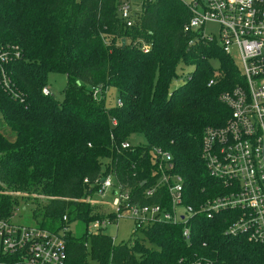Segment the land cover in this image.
Listing matches in <instances>:
<instances>
[{"label":"trees","instance_id":"trees-1","mask_svg":"<svg viewBox=\"0 0 264 264\" xmlns=\"http://www.w3.org/2000/svg\"><path fill=\"white\" fill-rule=\"evenodd\" d=\"M123 2L0 0V51L8 57L0 65V185L45 199L32 198L28 225L69 229L65 264H87L89 255L97 264H264L261 244L231 234L233 211L202 209L224 193L205 165L202 137L227 121L220 94L242 84V72L216 38L188 28L181 0H141L132 26L121 17ZM51 72L67 76L62 102L43 92ZM110 88L121 105L107 107ZM135 135L145 142L122 149ZM158 149L174 164L164 173L183 179L181 207L193 208L189 239L181 221L156 215L135 222L129 242L101 230L74 235L73 223L116 221L88 201L102 177L116 181L114 192L121 185L132 206L171 209ZM19 204V196L0 197V218L12 219ZM0 264L26 263L5 253Z\"/></svg>","mask_w":264,"mask_h":264},{"label":"built area","instance_id":"built-area-1","mask_svg":"<svg viewBox=\"0 0 264 264\" xmlns=\"http://www.w3.org/2000/svg\"><path fill=\"white\" fill-rule=\"evenodd\" d=\"M181 1L191 15L188 28L201 29L202 35L211 40L214 36L205 32V25L207 22L218 23L222 49L230 56L231 48L236 49L243 64L242 84H236L231 90L220 94V100L230 109V116L222 126L207 127L202 137L205 165L224 190L222 195L207 202L202 209L208 216L213 211H233L236 217L231 234L246 235L248 240L264 247V0ZM134 9L136 7L132 8L131 0H124L120 7L121 17L128 26L133 25ZM7 58V54L0 51V65ZM213 83L210 81L209 84ZM43 92L50 94L48 87ZM117 102L121 105L120 100ZM131 147L128 141L121 143L122 149ZM158 154L166 162V165L159 163L158 166V172L162 174L159 184L168 189L171 209L160 205L132 206L128 192L120 185L115 186L112 212L116 221L130 218L142 224L148 219L146 215L151 218L156 215L158 220L171 223L181 221L184 224V238L189 239L191 229L188 220L193 208L183 206L185 213L179 218L175 214V210L182 206L183 179L179 175L165 174L164 168L172 170L174 164L168 162L171 159L168 153L158 149ZM113 181L110 176L105 177L103 183L99 181L97 194L103 196L112 189ZM155 190L156 185L149 187L146 194L152 196ZM90 200L92 202L89 197ZM105 221L107 219L95 221L92 226L99 228ZM67 230L66 227L61 232H52L39 226L0 218V254H19L26 264H65Z\"/></svg>","mask_w":264,"mask_h":264},{"label":"rangeland","instance_id":"rangeland-1","mask_svg":"<svg viewBox=\"0 0 264 264\" xmlns=\"http://www.w3.org/2000/svg\"><path fill=\"white\" fill-rule=\"evenodd\" d=\"M141 0H131V6L132 8L138 7V4ZM205 32L208 34H211L219 40V33H220V27L218 23L215 22H207L205 25ZM221 44L220 42H218ZM231 57L233 58V61L235 63L236 68L242 72L243 71V64L240 57L239 52L231 48ZM212 64L214 68H219L220 61L218 59L213 60ZM193 68V67H192ZM67 84V76L64 73H56L51 72L49 73L48 80H47V87L50 90V93L60 102L64 99V89ZM118 99V92L110 88L106 92V105L109 108L115 107L117 104ZM1 121V117H0ZM132 145H139L145 142V139L142 135H135L130 139ZM114 185H116V181H113ZM4 196H19L20 197V204L18 208L15 210L14 215L12 216V220L14 223L18 224H32V211L36 208V205H34L31 200L34 197L35 199L45 201V199L41 196H38L37 194H26L21 193L18 191H9L2 185H0V197ZM115 192L112 189L107 190L103 196H100L95 191L92 195V202L91 200L88 201L93 204H100L102 207L107 209L108 213H112V208L114 205L115 200ZM185 213V209L183 207H178L175 210L176 216L179 218ZM136 228V223L134 222V219L130 218H121L119 221H113L109 222L108 220L105 221L103 224L101 223L99 228H94L91 224L86 227L83 223H73L70 226V230L72 233L76 236H81L83 233L90 232V233H96L99 232V230L102 231L104 234H108L113 237L114 241L116 243L118 242H129L130 237L133 233V230ZM87 264H97L95 262L91 255L87 257Z\"/></svg>","mask_w":264,"mask_h":264},{"label":"water","instance_id":"water-1","mask_svg":"<svg viewBox=\"0 0 264 264\" xmlns=\"http://www.w3.org/2000/svg\"><path fill=\"white\" fill-rule=\"evenodd\" d=\"M126 42V40L123 39L122 43L124 44ZM105 181V177H102L100 180V183H103Z\"/></svg>","mask_w":264,"mask_h":264}]
</instances>
